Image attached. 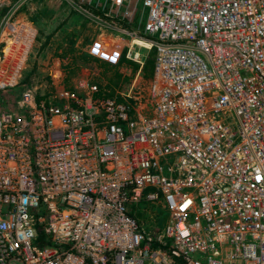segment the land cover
<instances>
[{"label": "built area", "instance_id": "2783aa9c", "mask_svg": "<svg viewBox=\"0 0 264 264\" xmlns=\"http://www.w3.org/2000/svg\"><path fill=\"white\" fill-rule=\"evenodd\" d=\"M135 1L152 106L82 79L0 108V264H264V0Z\"/></svg>", "mask_w": 264, "mask_h": 264}, {"label": "rangeland", "instance_id": "374dc122", "mask_svg": "<svg viewBox=\"0 0 264 264\" xmlns=\"http://www.w3.org/2000/svg\"><path fill=\"white\" fill-rule=\"evenodd\" d=\"M144 21L141 3L135 0L123 1L120 7L111 0H0V77L11 85L28 77L26 90L35 87L49 94L66 89L70 79L77 80L73 84L86 79L111 97L130 100L136 108L152 106L155 50L131 45L137 39L134 36L149 39L143 31ZM123 39L131 45L128 50L139 54L141 64L123 51ZM96 41L107 51L120 52L116 64L89 53ZM98 42L91 50L101 57L104 53ZM71 61H76L72 69ZM147 61H153L150 75L144 69ZM134 65H138L136 69ZM17 87L0 93V107L14 109L22 93ZM167 217L162 202L137 208V218L147 234L161 235Z\"/></svg>", "mask_w": 264, "mask_h": 264}, {"label": "crops", "instance_id": "0c3cea01", "mask_svg": "<svg viewBox=\"0 0 264 264\" xmlns=\"http://www.w3.org/2000/svg\"><path fill=\"white\" fill-rule=\"evenodd\" d=\"M102 34H100L99 36H98V38L101 36ZM91 42V41H90ZM120 44H121V46H124V49H123V51H128V49H129V46H131V45H129L128 44V42L126 41L125 42V39H123V40H120ZM89 45H90V43L88 44H85V46H84V50L85 51H87L88 50V47H89ZM119 46V45H118ZM120 46V47H121ZM126 47H127V49H126ZM133 51H135V47H133ZM26 54V53H25ZM25 57L26 56H24V60H25ZM23 60V61H24ZM93 62H96L97 63V61L95 60V59H91ZM2 63H3V61H2ZM24 64V63H23ZM100 65V64H99ZM104 66V65H103ZM152 71H153V69H152ZM21 81V80H20ZM77 80L75 79V78H73V79H70V81H69V86H67L66 87V89H71V88H73L74 87V84L73 83H75ZM23 89L22 90H24V89H27V84H25L23 87H22ZM35 88V87H34ZM21 90V91H22ZM56 92V91H55ZM54 92V93H55ZM38 93V95H37V99H40V98H45V97H47V95L49 94V92L47 93V92H43V91H38L37 92ZM51 93V92H50ZM47 94V95H46ZM0 108H2V107H0ZM3 108H5V109H8L7 107H3Z\"/></svg>", "mask_w": 264, "mask_h": 264}, {"label": "trees", "instance_id": "16d2710c", "mask_svg": "<svg viewBox=\"0 0 264 264\" xmlns=\"http://www.w3.org/2000/svg\"><path fill=\"white\" fill-rule=\"evenodd\" d=\"M70 65H71V69L73 68V66H75L76 65V61H71L70 62ZM152 65H153V61L152 62H150V61H147L146 63H145V72H146V74H148V75H150L151 74V67H152ZM138 65H134V68L136 69V67H137ZM27 79H28V77H26L25 79H23V81H20L18 84H17V89H23L22 87L27 83ZM46 80L49 82L50 80H49V77L47 76L46 77ZM102 91V90H101ZM103 93V92H102ZM110 94H112V93H110ZM47 95V94H46ZM105 95L106 96H108V97H111V95H109V93H105ZM1 105V104H0ZM43 243H45V241H44V238L41 236V238H40V246H42V244Z\"/></svg>", "mask_w": 264, "mask_h": 264}, {"label": "bare ground", "instance_id": "6f19581e", "mask_svg": "<svg viewBox=\"0 0 264 264\" xmlns=\"http://www.w3.org/2000/svg\"><path fill=\"white\" fill-rule=\"evenodd\" d=\"M137 40H138V41H137ZM139 40H141V41H139ZM131 45H132V46L137 45V46H140V47H143V48L148 47V48H145V49H149V47H150L149 42H148L146 39H139V38H137L136 40H133V41L131 42ZM138 55H139V54H138ZM80 91L83 92L82 89H80Z\"/></svg>", "mask_w": 264, "mask_h": 264}]
</instances>
